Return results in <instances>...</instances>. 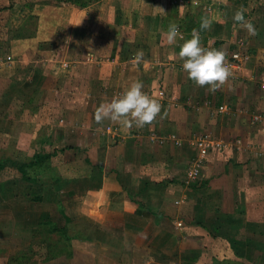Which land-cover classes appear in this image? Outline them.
Returning <instances> with one entry per match:
<instances>
[{"label": "crops", "instance_id": "0c3cea01", "mask_svg": "<svg viewBox=\"0 0 264 264\" xmlns=\"http://www.w3.org/2000/svg\"><path fill=\"white\" fill-rule=\"evenodd\" d=\"M32 2L0 0L9 4L0 21V29L6 27L5 32L0 31V56L10 50L14 57L9 68L0 69V123L4 118V125L9 126L13 115L21 143V138L33 140L39 133H50L60 122L57 138L64 144L90 147L91 162L98 164V179L80 191L79 216L71 220L83 228L87 239L81 240L85 242L96 240L90 237L89 227L110 226L124 236L116 257L99 254L105 259L101 264H136L138 255H127L128 247L136 246L150 258V253L158 250L156 259L165 260L167 240L208 236L220 225L235 226L241 215L249 219L247 211L252 203L264 200L261 196L246 197L264 188V182H255L253 175L260 159L264 162V156H258L264 145V127L251 117L264 116V0H91L87 4L70 0L34 8L30 7ZM240 8L246 9L244 15L254 25V35L233 20ZM204 18L210 21L207 28H201ZM173 23L178 25L179 34L169 43L167 32ZM193 29L200 32L205 47L227 52L225 63L231 75L215 91L196 84L182 68L180 47ZM138 51L143 55L136 60ZM135 80H141L144 91L161 104L150 125L133 123L129 127L123 117L97 122V107ZM215 114L222 119H216L214 127L221 130L224 146L209 156L203 175L205 186H182L180 190L172 174L175 167L165 165V146L157 144L152 151L149 134L172 135L166 142L173 144L185 132L210 125ZM258 141L263 145H256ZM155 162L163 167L152 168ZM102 168L109 171L102 172ZM259 172L263 174L261 168ZM83 177L85 181L89 178L87 174ZM123 185L132 187L142 204L132 200ZM172 196H179L180 211L189 203L192 220L185 224L182 218L177 220L179 234L158 237L163 241L161 246L151 243L154 237L144 244L139 234L146 232L152 220L160 223L166 217L161 210ZM110 211L126 217L107 218ZM132 230L139 233L132 234L135 241L130 243L127 234ZM87 253L81 258L93 257ZM148 256L143 258L145 264L152 262ZM198 258L194 256L195 261Z\"/></svg>", "mask_w": 264, "mask_h": 264}, {"label": "rangeland", "instance_id": "374dc122", "mask_svg": "<svg viewBox=\"0 0 264 264\" xmlns=\"http://www.w3.org/2000/svg\"><path fill=\"white\" fill-rule=\"evenodd\" d=\"M68 1L70 0H33L30 7L34 8L45 3ZM71 1L77 4H87L91 0ZM8 6L9 4L0 3V21L3 20L4 13L8 11L6 9ZM5 30V26L0 29L2 32H5ZM8 53L0 56V69H2V66H6L5 68L11 66L14 57L12 51L9 50ZM8 55H11L10 59H7ZM219 113L221 112L219 111ZM219 115L214 117V121L209 119L210 125L207 127H197L187 131L183 136H180V139H174L173 144L166 142L169 138H173L172 135L149 134L150 138L147 139L150 144L149 148L153 149L152 151L156 149L157 144L165 146V165L170 168L175 167L172 174L178 179L176 186L180 190L186 186H205L206 181L203 175L209 162V156L213 152H218L219 148L224 146L220 138L221 130L217 129V126L214 127L216 119L218 121L221 119ZM257 116L252 115L251 117L255 119V124L259 123L260 126L264 127V116L260 114H257ZM3 121L4 118L0 123V160L14 158L20 162L28 161L37 152L52 153L53 156L42 164L29 169L30 175L37 179L35 182L23 179L21 172L13 166L0 167V264H101V260H105L99 258L101 252L107 254L117 253L119 246H122L121 240L124 236L121 238L115 230H112L113 227L102 226L98 229L89 227L90 237L95 236L96 240L85 242L81 240L82 237L87 239L83 228L78 225L77 221L75 223L72 220L67 222L59 209V201H61L66 213L76 219V216H79V205L82 203L80 191L92 187L96 183L99 168L97 167L98 164L94 165L91 162L89 157L90 147H70L64 144V141L57 138V134H59L57 126L60 122L56 123L50 133L48 131L42 133L46 134L44 136L39 133L37 138H33V140L29 137L25 140L21 138L20 143V139H18L20 128L14 127L16 125L15 117L11 115L9 126H5ZM58 121L60 120L58 119ZM94 134H96V131H94ZM90 137L94 138V135H90ZM96 138H98L97 135ZM202 139L210 145L206 164L201 171L202 176L198 180L187 181L188 168L199 151L197 142ZM69 141H72L71 137H69ZM261 143L258 141L256 145H263ZM258 151V156L263 157L264 145ZM222 154H224L222 155V158H224L226 156L224 150ZM152 158H155V156H152ZM151 166L152 168L154 166L155 169L163 167L162 164L156 162L151 163ZM217 168L215 170H218ZM260 168L263 174L259 172ZM101 170L102 172L104 170L109 171L108 169L103 170V168ZM255 170L253 173V175L256 174L255 182L261 181L263 183L264 162L261 159ZM83 171H86V173H83ZM83 174H87L89 177L86 179V184H84L86 181L83 179L85 178ZM167 180L170 179L167 178ZM261 189V191L255 192L251 190L252 193L250 192L251 194H247L246 197L256 199L261 196L264 199V188ZM130 190L134 193L132 187H130ZM179 196L168 198L166 209L161 210L166 217L160 219V223L152 220L149 228H146V232L139 234L144 244L154 237L155 239H151V243H155V246L159 243L161 246L162 240L159 242L158 237L170 232L179 234L177 220L182 218L183 224L185 222L190 223L192 211L189 208V203H184L185 206L181 207V212L179 210V204L181 203L176 202L177 199L179 200ZM132 200L137 202L135 199ZM227 205L230 208L233 206V204ZM212 215L213 213L208 216L211 217ZM106 216L107 218L115 217L121 220L126 217V215L115 211L107 212ZM171 216L174 217L175 221ZM151 217L154 218V216ZM247 217L249 219L244 220L242 219L243 215H241L239 218L241 221L237 220L238 223L235 226L220 225L217 229L215 227L214 232H209L208 236L197 234L193 237L194 239L180 237L179 241L172 240L169 242L167 240L164 252L168 257L165 260L156 259L159 256L158 250L154 249V252L150 253L153 258H150V255H146L145 250L138 251L137 246L135 249L128 247L127 255L129 252L138 255L139 257L135 256L137 257L136 264H145L143 258L146 256L152 260L150 264H264V200L260 203L254 201L250 206V210L247 211ZM54 222L61 227L68 226V231L72 236L70 241L72 255H69L67 250L60 251L63 241L61 235L58 232L49 231V228L55 224ZM105 223L107 222L105 221ZM157 231H161V233L157 235ZM110 233L113 236H110ZM133 233L137 235L139 232L134 230L128 232L127 240H130V243L135 241V237L132 236ZM180 250L182 253L185 251L187 253L179 255L181 254ZM85 252H89L87 253L88 256L92 255L96 259L94 258V260L93 257L88 258V260L81 258ZM194 256H198V260L195 261ZM114 257H116L115 254Z\"/></svg>", "mask_w": 264, "mask_h": 264}, {"label": "clouds", "instance_id": "9594fccd", "mask_svg": "<svg viewBox=\"0 0 264 264\" xmlns=\"http://www.w3.org/2000/svg\"><path fill=\"white\" fill-rule=\"evenodd\" d=\"M246 9H237L233 20L241 22V26L247 28L252 35L256 29L250 20L245 18ZM210 21L204 18L201 28H207ZM179 34V27L170 24L167 32L169 43H173ZM181 39L183 36L181 35ZM142 51H138L134 59L142 57ZM179 56L183 58L182 68L188 77L198 85H208L211 91L219 88L231 75L230 66L225 63L227 52L223 48L205 47L201 43L200 32L193 29L190 38L185 39L180 47ZM161 111L159 100L144 91L143 82L135 80L131 85L110 101L101 103L95 113L97 122L105 118L120 120L125 118V123L131 127L135 123L138 127L150 125ZM131 117V119H128Z\"/></svg>", "mask_w": 264, "mask_h": 264}, {"label": "trees", "instance_id": "16d2710c", "mask_svg": "<svg viewBox=\"0 0 264 264\" xmlns=\"http://www.w3.org/2000/svg\"><path fill=\"white\" fill-rule=\"evenodd\" d=\"M52 156H53L52 153L37 152L33 155L32 159L28 161H23V162H20L14 158H5L3 160H0V167H5L6 165L13 166L21 172L23 179L35 182L37 179L30 175L29 169L35 165L42 164L44 161L49 160ZM123 188L128 192V194L130 195L132 199L136 200L135 193H133L127 185H123ZM137 202L142 204V202H140L139 200H137ZM59 209L61 213L64 215V218L66 219V221L70 222L71 217L66 213L65 207L61 201H59ZM54 223L55 224H53V226L49 228V231L58 232L61 235V238L63 241L61 244L62 246H61L60 251L64 252L67 250L69 255H72V246L70 242L72 239V236L68 231V226L65 225L61 227L56 222Z\"/></svg>", "mask_w": 264, "mask_h": 264}, {"label": "built area", "instance_id": "2783aa9c", "mask_svg": "<svg viewBox=\"0 0 264 264\" xmlns=\"http://www.w3.org/2000/svg\"><path fill=\"white\" fill-rule=\"evenodd\" d=\"M258 117V116H257ZM209 144L204 139L197 142L198 154L194 156L193 161L191 162L188 171H187V181H193L200 179L201 171L204 168L207 156L209 154Z\"/></svg>", "mask_w": 264, "mask_h": 264}]
</instances>
